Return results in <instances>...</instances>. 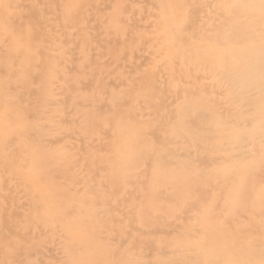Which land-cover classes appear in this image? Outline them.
<instances>
[{
    "label": "rangeland",
    "instance_id": "rangeland-1",
    "mask_svg": "<svg viewBox=\"0 0 264 264\" xmlns=\"http://www.w3.org/2000/svg\"><path fill=\"white\" fill-rule=\"evenodd\" d=\"M65 1L0 0V99L15 110L24 108L27 117L19 118L32 125L27 134L0 137V264H80L81 259L137 264L126 242L114 236L130 229L132 214L148 215L144 222L173 215L160 235L169 251L164 247L160 255L173 253L205 264H261L264 141L255 139L264 136V124L257 123L250 105L258 92L264 94V84L256 82L263 90L255 95L242 94V83L250 85V71H261L264 65V26L255 25L264 22L263 14L253 19L248 0H187L188 22L176 34L181 55L170 66L154 52L142 61L157 67L148 77L152 91L141 98L126 92L119 96L122 105H96L89 111L77 103L98 98L99 91L87 85L88 75H76L83 61L78 37L88 28L102 34L90 22H103L105 11L85 10L80 23L86 27L78 29L70 12L62 9ZM159 4L162 20L168 23V0ZM61 30L63 36L57 34ZM62 37L65 45L59 47L56 41ZM85 64L89 66V60ZM130 66L135 65L128 62L125 70ZM147 76L128 75L117 83L123 85L130 77L143 83ZM243 104L248 111L240 110ZM32 105L37 106L32 112L39 108L40 115L28 117ZM137 107L146 110L135 113ZM200 112H205L204 118ZM117 129H122L124 141L116 140ZM225 141L228 145L218 146ZM237 163L240 173L250 177L242 181L245 192L235 185L240 181L233 166ZM43 172L50 182L41 178ZM57 181L65 183V193L58 190ZM32 185L53 196V211L38 205ZM227 193L236 198L230 206ZM165 208L171 212H163ZM192 213L207 222L199 232L189 222ZM92 214H102L97 224L102 223L106 244L93 242L102 233L91 227L95 223L90 219H83ZM143 228L137 224L133 233ZM83 231L91 234L92 243L82 240ZM191 232L197 233L196 239Z\"/></svg>",
    "mask_w": 264,
    "mask_h": 264
},
{
    "label": "bare ground",
    "instance_id": "bare-ground-1",
    "mask_svg": "<svg viewBox=\"0 0 264 264\" xmlns=\"http://www.w3.org/2000/svg\"><path fill=\"white\" fill-rule=\"evenodd\" d=\"M260 1H264V0H248V5L247 8L252 9L251 11H253V19H258L261 17V14H263L264 16V5H257V3H260ZM109 2V0H97L95 2H92L90 5V9L89 10H95L97 12H101L104 11V9H102L103 4ZM264 4V3H262ZM75 27L78 28V22H75ZM83 25V24H81ZM90 25H95V23H91ZM256 26H260V28H262L264 26V22L259 21L258 23H255ZM259 28V29H260ZM264 31V28L262 29ZM72 33H74V31H72ZM57 34L59 36H63V32L62 30L57 32ZM68 37V34L66 35ZM79 42H80V46H82L85 43V49L87 51L93 49V48H97L98 46H104L108 47V45L110 44V38H107V40H103V38L99 39L98 37H95L93 40H97V43L89 41L88 43L85 40V36L81 35L80 37H78ZM56 45L61 47L62 45L64 46V40L63 37L58 39L56 41ZM94 46V47H91ZM163 50L162 51H158V50H154L153 52L158 54L160 58L164 57V60L166 59L167 56V44L164 43L163 45ZM261 50L263 51V56H264V47H261ZM167 61V59H166ZM247 61V60H246ZM120 65V64H119ZM122 66H125L122 64ZM248 66H246L245 68H247ZM78 68V72L76 73V75L79 74V72H82V74H86L88 75V82L87 85L90 86L91 84L95 85L96 82H100V87H101V91L97 92L96 95L98 96V98H95L94 100H96V102L101 105V106H119L122 105V100L119 99V95H115L111 92H109L108 90V86H109V82L106 83L107 78L104 77H98L97 79L95 78L94 74L88 73L89 72V68H90V63L89 66L85 65H81L80 63L77 66ZM118 68L114 67L112 68L111 72L108 73V75H114L113 73L117 70ZM251 73V84H254L258 81H261L264 84V65H262V70L261 71H250ZM115 80H119L121 79L119 76H112ZM149 76H147L145 78V82H147V78ZM94 78V79H93ZM132 77H130L129 79H131ZM93 80V82H92ZM6 82V86L4 87V89L6 91H9V86H7ZM78 84V87H81L82 83L77 81V83H75V85ZM247 85L245 82L242 83V94L246 91L247 93H249V91H254V94L256 91H261L263 90L262 87H259L258 83L255 84V86L253 85ZM4 89L2 88V90L4 91ZM81 90H83V88H80ZM152 91V90H151ZM149 91V92H151ZM94 92V91H93ZM102 94L103 97L105 98H101L100 95ZM247 95V94H246ZM245 95V96H246ZM256 95V94H255ZM111 100H110V99ZM94 100H86V99H81L78 101L77 104H80V102L83 103V105L87 106L89 108L90 111V107L91 106H95L93 105ZM113 101V103H112ZM33 107H37L36 105H32L29 106L28 108V112L26 113L28 115V117L31 116H38L41 113V110L38 108L36 109V111L32 112V108ZM189 108L191 109V106H189ZM248 108V107H247ZM247 108H245V105L243 104L242 112L248 111ZM146 109H143L142 107H137L135 108V113H142V111H144ZM250 110L254 111V117L257 121V123H263L264 121L262 119H264L263 115H264V94H261L260 92H258L257 96L254 99V103H252L250 105ZM38 114V115H37ZM224 116V113H221ZM211 115H215V113H211ZM19 117H27L24 115V108H21L20 110H15L14 109V105L12 103L9 104H4L3 99H0V137L3 136V134H13L14 132L17 133H26L29 132L28 129L30 128L31 131V127L32 125L30 124H22V121H25L24 118H19ZM205 117V112H200V118H204ZM223 118V117H222ZM221 118V119H222ZM247 121L249 120L248 117L246 118ZM91 120V117H89V122ZM29 121H32L31 119H29ZM88 122V124H89ZM32 123V122H31ZM220 125V124H218ZM38 125H34V127H37ZM106 126H111V125H106ZM40 130H41V134H43V126H39ZM90 127V126H89ZM129 125H127L126 129H129ZM114 135L116 136V140L119 141L120 139H122L123 141L125 140L123 137V131L122 129H117L114 132ZM264 135V132L263 134ZM126 136H128L129 138L132 136L131 133L126 134ZM99 138V136H97ZM264 137V136H263ZM263 137H259L258 139H255V141H264ZM250 137H247L246 139L248 140ZM227 144L228 142H224L221 145H218L219 147H222L223 145ZM43 145V144H42ZM30 149V148H29ZM28 150V149H26ZM42 151L44 153V147L42 148ZM35 153V152H34ZM221 160H223V156L221 155ZM229 166L230 164L228 162H224ZM234 167H236L237 170V175L240 176V181L235 184V185H239L242 186L240 188V191L245 192V187L247 186L246 183H242V181H248L250 180V177L248 176H243L240 173V163H237L235 165H233ZM262 168H264V163H262ZM244 167V166H242ZM125 169V168H123ZM204 171L209 170V171H213L212 168H203ZM90 169L87 170L86 173H91L89 172ZM51 173V172H50ZM220 174V172L218 171V174L216 176H218ZM206 176V175H205ZM136 179L139 180L140 179V174L137 173L136 174ZM41 178L45 179L47 181H51L50 177L45 173H41ZM99 178V177H98ZM102 179V177H101ZM64 182H58L56 183L58 190L61 189V191L63 190V192L65 193L66 191H64V188L67 187L65 185ZM42 185V184H41ZM45 186V185H44ZM193 189H195L196 185H192ZM33 195L35 196L34 198L37 199L38 201V205H42L43 209H48L49 211H53L55 209V206L53 205L52 202V195H44L43 191H40L39 189H37L36 187H34L33 185L31 186ZM229 190V189H228ZM89 191V189H85V192L87 193ZM227 196L229 198V200H231L232 202L229 203V206L231 204H233L236 201V198L234 196H232L231 193H227ZM175 198V197H174ZM65 199V198H63ZM176 199V198H175ZM190 201H193V198L190 199ZM47 203V205H46ZM49 205V206H48ZM48 206V208H47ZM62 208H63V202H62ZM101 212H104L102 207L100 208ZM163 212H171L170 209L165 208ZM102 214H92L87 216L86 218L84 217L83 219H90L91 220V224L93 225V223H95V225L91 226L92 228L98 230L99 232H101L102 234L100 235H96L94 238V241L96 243V245L99 246V243L102 241L103 243L106 244V242L104 241V239H107L105 236V233L103 231V227H102V223L101 224H97V222H99L101 220ZM131 221H129L130 229H124L121 230L119 232V234H114L115 237L122 239L126 242V248L127 249H131L130 251V256H132L135 260L139 259V261H137V264H205L203 260H198L197 261H188V259H186L187 257L185 256L184 258H179L178 256H176L173 253H168L167 255H160L161 251H164V247L166 248V251H169V247L166 245V243L164 244L163 242V238L162 236H160L163 232L165 227L171 223L172 219H173V215L172 214H160L155 216V220H149L147 219L145 222L144 220L146 218H148V215H142L140 216L138 214V217L134 216L133 214L129 216ZM83 219L82 218H78V223L80 224V228L81 230L84 228L83 226ZM122 219V216H121ZM166 222V223H163ZM189 222H192V228L195 229L196 231H200L204 228V226L207 224L206 221L201 220L198 215L196 213H192L189 215ZM144 225V230L139 231V234L133 233V227L135 225ZM156 227H159V229H156ZM143 231V234H141ZM73 232V231H69L68 233ZM91 233H94L95 230L92 229V231H90ZM83 234V238L82 240L85 241V243H92L91 242V234L87 233L86 231L82 232ZM111 236H108L112 238ZM191 235L194 237V239H196V237L198 236L196 232H191ZM104 238V239H103ZM194 239L191 240L192 244L194 243ZM77 240V239H76ZM100 241V242H98ZM142 242H148L147 244H144ZM101 244V243H100ZM149 244H151L152 246H148ZM164 244V245H163ZM88 246V245H87ZM86 246V247H87ZM102 245H101V250L102 251ZM66 260L68 259L69 261L72 260L73 256L72 255H66L65 256ZM190 258H192V255L190 256ZM85 259V258H83ZM165 260H170L171 262L165 261ZM165 261V262H163ZM261 264H264V258L263 260L260 261ZM80 264H93V263H89V262H85L84 260L81 259V263Z\"/></svg>",
    "mask_w": 264,
    "mask_h": 264
},
{
    "label": "crops",
    "instance_id": "crops-1",
    "mask_svg": "<svg viewBox=\"0 0 264 264\" xmlns=\"http://www.w3.org/2000/svg\"><path fill=\"white\" fill-rule=\"evenodd\" d=\"M95 1L97 0H66L62 9L70 12L72 21L78 22V29H81L86 27L85 23H80L85 19L83 12L89 10L91 3ZM159 2L160 0H110L102 6L105 11V20L100 23L95 22L98 28L94 25L95 29L103 31V33L95 35V32H91V28L86 31L85 40L87 43L89 41L97 43L96 39L93 40L95 37L103 38L104 41L110 38L108 47L104 46L103 48L100 45L87 51L84 43L79 51V55L83 59L81 65L89 60L91 63L88 73L96 74L97 77L107 76L112 68H118L113 73L114 75L107 76L106 83H110L109 92L119 96L126 92L129 96L134 95L137 98L145 96L152 90L150 78H147V82L137 84L134 79L128 80L123 85H119L120 83L117 82L128 75L134 78L142 73H146L148 76L153 75L157 70L156 65H143L142 61L148 58L154 50L162 51L164 43L168 47L166 56L168 66L171 65V60L176 55H181V42L177 40L176 34L181 33L182 26L188 22L190 3L187 0H168L169 22L164 23L161 17L164 11L159 13ZM139 13L141 14L139 15ZM95 29L93 30L98 32ZM128 62L135 66L128 67L129 69L126 71L125 66ZM119 64L125 66H119ZM112 76H119L121 79L113 82ZM99 85V81L95 83L94 92L101 91ZM93 105L99 104L94 100ZM138 163L136 161L135 164L138 165Z\"/></svg>",
    "mask_w": 264,
    "mask_h": 264
}]
</instances>
